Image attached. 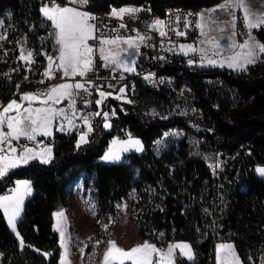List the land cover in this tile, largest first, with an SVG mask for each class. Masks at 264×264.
<instances>
[{
	"label": "trees",
	"instance_id": "trees-1",
	"mask_svg": "<svg viewBox=\"0 0 264 264\" xmlns=\"http://www.w3.org/2000/svg\"><path fill=\"white\" fill-rule=\"evenodd\" d=\"M145 1L162 15L172 6L202 9L223 0H88L86 7L106 12L113 6ZM44 2L0 0V16L12 12L17 34L29 41L43 63L44 53L53 47L44 39L51 28V21L40 12ZM253 32L264 43V28ZM167 72L175 88L186 85L194 91L204 116L193 112L191 104L179 100L173 91L140 84L127 94L132 103L112 97L104 100L100 111L114 109L116 113L110 120L112 127L104 128L102 117H93L89 144L77 149L78 134L55 131L50 164L31 161L0 179V195L17 180H29L33 188L17 223L26 245L23 249L0 210V252L4 253L0 264H60L54 214L68 208L71 185L83 175L84 188L92 189L101 222L108 214L113 218L121 214L116 205L130 202L136 191L141 201L137 222L144 236L163 234L167 242L188 241L194 260L178 253L175 264H215L217 242H233L243 264L260 263L264 256V177L256 167L264 163V62L250 65L245 72L186 65ZM29 78L20 62L11 73H1L0 101L18 97ZM153 109L157 115H152ZM173 131L182 134L165 138L166 146L158 152L154 142ZM127 133L142 140L144 152L125 154L123 163L103 162L111 139L126 138ZM217 160L222 164L213 174L209 165ZM111 230L112 226L92 235L88 249L97 240L112 238Z\"/></svg>",
	"mask_w": 264,
	"mask_h": 264
},
{
	"label": "snow or ice",
	"instance_id": "snow-or-ice-1",
	"mask_svg": "<svg viewBox=\"0 0 264 264\" xmlns=\"http://www.w3.org/2000/svg\"><path fill=\"white\" fill-rule=\"evenodd\" d=\"M70 3L75 6L61 7L59 4H43L40 8L42 15L51 21L54 28V49L58 51V55L53 57L44 53L47 56L48 65L45 69L44 76L47 78H55V72H62V79L68 77H81L83 80L73 83L62 82L56 83L50 87L45 97H41L33 92L23 93L21 99L27 101V107L22 103H18L16 99L11 100L6 106L0 105V179H3L7 174L22 165H28L31 161H39L42 164H50L54 159V146L52 144L42 145L39 147L18 146L14 142H18L21 138L27 141L40 144L37 140L38 136L54 138L53 129L56 128L61 133L73 131L78 132V139L75 147L79 149L82 145L89 144V136L94 131L93 117L101 116L103 119V127L111 128L110 116H115V110L111 113L97 111L87 115L81 113L77 117L78 110L75 107L76 97L80 91L91 95V90L88 85L99 93L100 99L95 100L97 105H101L103 100L111 93L101 91L103 85H95L92 79L88 78L89 73H95V53L98 52L99 58L103 62L104 68H110L114 72H120V79L124 78V73L136 74L137 58L141 55L140 48L150 37L140 33L138 29L135 30L136 35L121 36L116 34L109 36L105 32L97 33V27L94 21L97 19L92 13L81 10L88 3V0H70ZM233 9L242 11V19L246 29L247 39L243 43H239L236 37L240 34L237 29V16ZM145 11L143 8L121 7L119 9L113 8L110 12L111 17H115L123 21L124 17H135L139 12ZM147 11H151L147 9ZM220 11L225 13L230 19L219 20L214 17V13ZM188 13V16H192ZM196 24L203 39L200 41L201 46L197 47L194 44H179V52L185 56H190L187 60L189 66L199 64L201 67H227L237 72H245L250 65L258 62L260 55L264 54V43H260L252 35L253 30H260L264 28V12L257 11L252 8L250 0H224V2L207 13H199ZM180 16L175 17V21L179 22ZM191 22L186 21L185 27L190 26ZM165 21L155 19L149 26L151 29L159 31V35L164 37L167 35L166 31L162 30ZM127 27L126 24L121 23L120 28ZM227 29L230 32L229 43L225 46L220 43V37L212 33H223ZM115 31V30H111ZM178 36L186 35L185 32L176 30ZM52 35V33H50ZM6 35H0V40H5ZM94 40L96 44H90L89 41ZM169 48L168 51H173ZM226 53H231L230 55ZM195 54L198 59L191 58ZM7 55V53H5ZM163 60L165 57H159ZM19 60L25 61L26 64L31 65L35 63L33 59V52L22 48L19 55ZM30 70V69H29ZM7 75V74H6ZM155 73H148L143 76V79L156 86L163 83L164 79L159 81L154 79ZM27 79V77H25ZM115 79V76H113ZM41 80L39 83H43ZM171 83V80L168 81ZM112 87L111 84L108 85ZM19 89V85L16 86ZM127 85L120 89L116 99H124L127 90ZM134 88V85L132 86ZM63 100L69 101V108L71 114L64 109L58 108L56 105ZM39 101L40 106L34 107V102ZM132 103L131 100L127 101ZM86 104L92 101H85ZM14 114H10L13 113ZM195 112V109H193ZM152 115H157L155 110H152ZM79 119L81 124L75 121ZM7 129V130H6ZM180 132H165L160 140L155 141L157 151L163 145L164 139L169 136H179ZM199 141H193V144H198ZM144 145L141 139L133 137L131 133H127L125 139L114 137L101 160L106 163H123L125 154L131 152H144ZM205 160L209 157L205 156ZM222 161L217 160L215 164L209 165L215 174L216 169L219 168ZM256 172L264 176V167L256 168ZM83 181L78 182L77 187L82 185ZM15 187L9 194L0 195V210L6 218V222L13 232L14 236L18 238L19 246L23 249L26 245L23 237L17 229V223L22 218L24 210V201L32 192L31 181L17 180ZM88 209L95 216L97 212V205L89 200L86 202ZM117 209L121 207L127 208V204H117ZM56 220V231L59 232L60 246L63 249L60 257V264H71L69 259L70 251L66 240V215L64 211L54 214ZM106 231L108 224L102 225ZM163 235V234H161ZM96 243H100L99 240ZM109 247L103 255V264H175V250H179L183 257L188 260H194V253L191 245L185 242H178L170 244L167 250L158 249L156 245L150 244L147 241L143 244H138L130 250H125L117 245L114 239H109ZM39 251V249H36ZM82 252L83 249H80ZM48 256L49 253H43ZM4 253L0 252V258ZM154 256L157 257L154 261ZM217 264H241L235 247L233 244H219L217 245Z\"/></svg>",
	"mask_w": 264,
	"mask_h": 264
},
{
	"label": "rangeland",
	"instance_id": "rangeland-1",
	"mask_svg": "<svg viewBox=\"0 0 264 264\" xmlns=\"http://www.w3.org/2000/svg\"><path fill=\"white\" fill-rule=\"evenodd\" d=\"M43 4H46V3L44 2ZM60 6L65 7V6H75V5H71V4L65 5L64 4ZM122 7L139 8V5L126 4V5H123ZM254 7H255V10L264 12V0L263 1L254 0ZM81 10H83V8H81ZM208 10L210 9H205L202 12L207 13ZM232 11L235 12V9H233ZM214 17L218 18L219 20L230 19V17H228L226 14L220 13V11H217L216 13H214ZM238 23L241 24L240 18H238L237 24ZM49 30H51V28ZM48 32L44 35V39L47 42H52L50 37L48 36ZM212 34L220 37V43L222 45L226 46L229 43L230 32L227 29H225L223 33L215 32ZM0 35H6L7 37L5 40H0V74L3 72L11 73L13 71L14 64H16L17 62H20L25 66L26 70L28 71V76H30L29 78L30 80L36 76L37 71L41 67H44V68L47 67L48 65L47 56H46V60L44 63L39 62L36 58V53L34 49L31 48L30 46L29 41L26 38L17 34V31L15 29V22L13 20V14L11 11H6L0 16ZM236 40H237V37H236ZM22 48L25 50V54L29 50L33 52V59L35 63L28 65L25 63V61L19 60V55H20V51ZM5 53H7V55H5ZM226 54L230 55L231 53H226ZM47 55L55 57L58 55V51L55 50L54 47H52V51L47 53ZM209 67H213V66H209ZM58 73H60V75L62 76V72H58ZM63 82H66V80H63ZM59 83H62V82H59ZM51 86L52 85H50L47 88L44 94H37V95H40L42 98L45 97ZM25 92L26 91L22 92L21 94L18 95V97H15L13 99H16L18 103H22L24 104L25 107H27L26 105L28 104V102L23 101L21 99L23 93ZM107 93L112 94L111 96H108V97L115 98L118 94H120V90L113 89ZM124 95H125L124 99H118V100H128V95L126 93ZM97 99H100V97H98ZM104 100L101 105H97L96 103H94L90 111L86 112L85 115L100 111L104 103ZM7 104H4V102L0 101V105L6 106ZM33 106L34 107L40 106L39 101L34 102ZM56 107L58 108L62 107L69 112V101L63 100L60 104L56 105ZM0 110H2V108H0ZM112 110L113 109H110L106 112L111 113ZM10 114H14V112ZM112 117L113 116H110V120ZM54 129H53V132L56 131ZM108 130H110V128H108ZM115 137H118V136H115ZM133 137H136V136H133ZM136 138H139V137H136ZM120 139H125V138H120ZM37 140L40 141L41 143L36 144L34 142L27 141L24 138H21L20 141L14 142V143L17 144L18 146L37 147L39 149V147L42 145H48L51 138L38 136ZM165 146H166V141L164 139V143L162 146H160L158 152H161ZM144 149H145V146H144ZM84 179H85V175H83L79 180H76L75 182L72 183L71 188H70L69 206L68 208L61 209L58 211V212L64 211L67 217L65 221L66 223L65 232H66V237H68V239L66 240V243L68 244L69 251H70L69 259L71 261V264H103V255L109 247V243H108L109 240L101 239L99 240L100 243L98 244L96 242L93 243L91 250H89L88 248L90 246V242H91L90 239L92 235H94L97 232H107L108 231V229L106 231L103 229L102 225L104 224H108L109 227L112 226V230H111L112 238L110 239H114L117 245L121 248H124L125 250H130L132 247L138 244H143L146 241L150 244L156 245L158 249H162L165 251L167 250L170 244H176L178 242H185V243L190 244L188 241L167 242L163 238V235L161 234L157 235L156 238L144 236V234L141 231V227L137 222V213L140 211L141 201L136 191H133L130 202L126 203L127 208L125 209L121 207L122 209L121 214H119L116 218H113L111 215L108 214L105 216L104 220L101 222L98 218V207H97V212L95 216L88 209V204L86 203L87 201L91 200L96 205L97 203L92 194V189L84 188ZM80 181H83V183L80 187H77V184ZM15 186L16 185H13L11 188L13 189ZM32 193H33V188H32L31 194L25 198L24 208H25V202L30 196H32ZM207 203H208V199H205L204 210L206 212H208ZM23 214H24V210H23ZM56 220L57 218L55 216V223H54L55 229H56ZM191 248L193 251L192 245H191ZM80 249H83V251L81 252ZM62 252H63V249L61 248V255H62ZM178 253H180V251L178 249L175 250V257H174L175 263H176V256ZM216 255H217V251L215 252V257H214L215 264H217ZM155 259H157V257L154 256V261ZM126 263H131V262H126ZM259 264H264V257L261 259Z\"/></svg>",
	"mask_w": 264,
	"mask_h": 264
},
{
	"label": "built area",
	"instance_id": "built-area-1",
	"mask_svg": "<svg viewBox=\"0 0 264 264\" xmlns=\"http://www.w3.org/2000/svg\"><path fill=\"white\" fill-rule=\"evenodd\" d=\"M46 4L50 6L52 4H60V5H70V0H45ZM72 5V4H71ZM85 10H88L87 7H83ZM139 8L145 9V11L139 12L135 17L125 16L123 21L115 17H111L109 14L113 8L106 12L100 11H91L88 12L92 13L97 19L94 21L97 27V33L105 32L109 36H114L119 34L121 36H128L132 35L135 36V30L138 29L141 34L150 37L144 45H141L140 53L141 55L137 58V65H136V74L133 73H124V78L120 79V72H114L110 68H104L103 62L99 58L98 52L95 53V73H89L88 78L92 79L95 85H103L100 88L101 91L109 92L113 89H121L127 85L126 94L129 92H134L136 88L140 84H145L150 86L154 89H162L166 88L173 91L179 100H186L188 101L192 109H195V112L200 115L204 116V110L201 104V100L196 96L194 91L189 86H182L180 88H175L172 82V76L167 72V69H171L173 67L179 65H186L189 66L187 60L190 56H185L179 52L178 46L179 44H196L199 39V30L196 27L198 21V15L201 13L200 8L196 7H186V6H172L168 8L164 14H159L154 12L149 4L148 1H145L139 4ZM150 9L151 11H147ZM188 13H192V16H188ZM179 15L181 18L179 22L175 21V17ZM155 19H160L165 21V25L163 26L162 30L166 31L167 35L161 37L159 35V31L155 29H151L149 26ZM186 21H190L191 24L187 28L185 27ZM124 23L127 25L125 28H120V24ZM115 30V31H111ZM176 30L183 31L186 33L184 36H178L176 34ZM51 31L48 32V36L52 40L53 33ZM90 44L95 45L96 41L90 40ZM169 48H173V51H168ZM159 57H165V59L161 60ZM191 58L198 59V56L195 54L191 55ZM191 68L200 67L199 64H194L189 66ZM46 68H40L36 76L33 79H30L29 84L24 87L19 93L22 92H33L36 94H44L47 88L50 85H54L59 82H63L66 80L68 83H73L76 81L83 80L84 78L81 77H68L63 78L60 73L55 72V78H47L43 74ZM148 73H155L154 79L159 81L161 78L164 79L163 83H159L154 86L152 83H149L143 79V76ZM115 76V79H113ZM43 80V83H39V81ZM171 80V83L168 81ZM111 84L112 87L108 85ZM134 85V88L132 87ZM91 90V95L85 93L83 91L79 92V95L76 97V104L75 107L78 110L77 117L83 113L89 112L92 105L95 103V100L99 97V93L93 88L92 85H88ZM14 95L11 99L15 98ZM10 99V100H11ZM90 100L92 103L86 104L85 101ZM69 114H71V109L69 108ZM77 124H81L79 119L75 121ZM7 130V129H6ZM56 130V128H55ZM58 131V130H56ZM59 132V131H58ZM68 133V132H64ZM73 133L78 134L77 131H73ZM12 190L9 187L5 190L2 195L9 194Z\"/></svg>",
	"mask_w": 264,
	"mask_h": 264
},
{
	"label": "crops",
	"instance_id": "crops-1",
	"mask_svg": "<svg viewBox=\"0 0 264 264\" xmlns=\"http://www.w3.org/2000/svg\"><path fill=\"white\" fill-rule=\"evenodd\" d=\"M261 1H263V0H261ZM223 2H224V0L221 1L220 3L216 4V5L212 6V7L202 8V9H201V13H202L203 10H205V9H213V8H215L216 6L222 4ZM250 3H251V6H253L252 8L255 9V7H254V0H250ZM121 7H122V6H121ZM121 7L113 6L112 8H117V9H119V8H121ZM83 10H85V9L83 8ZM85 11L88 12L89 10H85ZM220 13H222V12H220ZM235 13H236V16H237V22H238V18L241 19V24H240V23L237 24V29H238V31H239V33H240V34L237 36V41H238L239 43H243L244 40L247 39L246 29H245V27H244V23H243V19H242V15H243V14H242V12H241L240 10H236V9H235ZM223 14H225V13H223ZM49 31H51V32L53 33V38H52L51 41L53 42L52 44H53V47H54V28H53L52 23H51V30H49ZM252 35L256 38L257 41H260V40L257 38V36L255 35V33L252 32ZM202 39H203V37L201 36L200 31H199V39H198V41L196 42V44H194V45L197 46V47H200V46H201L200 41H201ZM260 43H262V42L260 41ZM263 55H264V54H261V55H260V58H259L258 62H257L256 64H254V65L261 64V63L264 62V57H263ZM136 65H137V63H136ZM231 70H232V69H231ZM236 72H237V71H236ZM8 102H10V100L4 102V104H7ZM26 106H27V105H26ZM54 130H55V129H54ZM49 144H52V145L54 146V142L52 141V139L50 140ZM258 167H264V163H259V164L257 165L256 168H258ZM259 175H260V174H259ZM263 177H264V176H263ZM22 216H23V212H22ZM219 244H233V245H234L233 242H227V243L217 242L216 245H215V252L217 251V245H219ZM234 247H235V245H234ZM235 251H236V253H237L238 257H239V260L241 261V264H243V262H242V260H241V258H240V256H239V254H238V252H237V250H236V247H235ZM193 253H194V249H193ZM263 257H264V256H263ZM263 257H262V258H263ZM262 258H261V259H262ZM260 261H261V260H260Z\"/></svg>",
	"mask_w": 264,
	"mask_h": 264
}]
</instances>
